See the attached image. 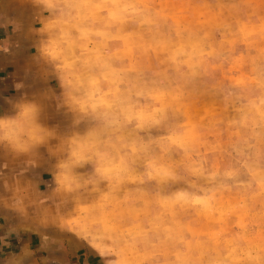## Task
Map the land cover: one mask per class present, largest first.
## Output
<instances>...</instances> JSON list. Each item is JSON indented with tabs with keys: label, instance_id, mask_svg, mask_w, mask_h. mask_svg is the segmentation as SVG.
<instances>
[{
	"label": "rangeland",
	"instance_id": "1",
	"mask_svg": "<svg viewBox=\"0 0 264 264\" xmlns=\"http://www.w3.org/2000/svg\"><path fill=\"white\" fill-rule=\"evenodd\" d=\"M63 1L68 206L103 264H264V0Z\"/></svg>",
	"mask_w": 264,
	"mask_h": 264
},
{
	"label": "crops",
	"instance_id": "2",
	"mask_svg": "<svg viewBox=\"0 0 264 264\" xmlns=\"http://www.w3.org/2000/svg\"><path fill=\"white\" fill-rule=\"evenodd\" d=\"M50 2L0 0V115L11 114L10 99L24 96L38 105L47 129L44 143L26 155L0 147V264H103L107 251L89 233L86 214L68 206L86 203L72 201L65 181L70 110L84 105L59 60L69 53L70 4Z\"/></svg>",
	"mask_w": 264,
	"mask_h": 264
},
{
	"label": "clouds",
	"instance_id": "3",
	"mask_svg": "<svg viewBox=\"0 0 264 264\" xmlns=\"http://www.w3.org/2000/svg\"><path fill=\"white\" fill-rule=\"evenodd\" d=\"M8 103L11 114L0 115V147L18 156L26 155L44 143L47 129L39 122L40 109L35 102L21 96L19 99H10ZM65 181L70 190L71 176H66Z\"/></svg>",
	"mask_w": 264,
	"mask_h": 264
}]
</instances>
